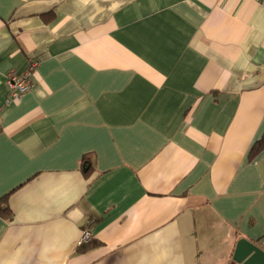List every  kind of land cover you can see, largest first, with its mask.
Masks as SVG:
<instances>
[{
  "label": "crops",
  "instance_id": "0c3cea01",
  "mask_svg": "<svg viewBox=\"0 0 264 264\" xmlns=\"http://www.w3.org/2000/svg\"><path fill=\"white\" fill-rule=\"evenodd\" d=\"M33 60L8 101V73ZM263 134L257 0H0V264L264 250ZM84 229L99 243L77 252Z\"/></svg>",
  "mask_w": 264,
  "mask_h": 264
},
{
  "label": "built area",
  "instance_id": "2783aa9c",
  "mask_svg": "<svg viewBox=\"0 0 264 264\" xmlns=\"http://www.w3.org/2000/svg\"><path fill=\"white\" fill-rule=\"evenodd\" d=\"M264 6V0H257ZM37 61H30L27 68L22 74L17 75L13 72H9L6 79L7 88L9 90L8 101H16L26 92H28L33 87V74ZM90 222V221H89ZM93 236L88 229H84L81 232L80 244L91 241Z\"/></svg>",
  "mask_w": 264,
  "mask_h": 264
},
{
  "label": "water",
  "instance_id": "95a60500",
  "mask_svg": "<svg viewBox=\"0 0 264 264\" xmlns=\"http://www.w3.org/2000/svg\"><path fill=\"white\" fill-rule=\"evenodd\" d=\"M235 264H264V250L246 238L237 240L233 255Z\"/></svg>",
  "mask_w": 264,
  "mask_h": 264
},
{
  "label": "trees",
  "instance_id": "16d2710c",
  "mask_svg": "<svg viewBox=\"0 0 264 264\" xmlns=\"http://www.w3.org/2000/svg\"><path fill=\"white\" fill-rule=\"evenodd\" d=\"M264 149V134L263 136L257 140L254 145L251 148V152H250V157L257 155L258 153H260L262 150ZM83 165H82V169L84 171L85 176H88L91 173L92 166L89 164V160L84 157L83 158ZM0 216L2 218H4L5 220H11L12 218V212L9 209V206L6 202V200L4 198L0 199ZM98 241H91L88 243H83L80 244L76 247V251L77 252H84L94 246L98 245Z\"/></svg>",
  "mask_w": 264,
  "mask_h": 264
}]
</instances>
